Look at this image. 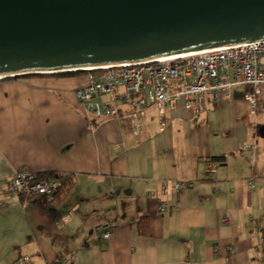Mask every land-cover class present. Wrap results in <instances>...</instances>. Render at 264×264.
<instances>
[{
  "label": "crops",
  "instance_id": "crops-1",
  "mask_svg": "<svg viewBox=\"0 0 264 264\" xmlns=\"http://www.w3.org/2000/svg\"><path fill=\"white\" fill-rule=\"evenodd\" d=\"M85 84L0 80V264H264V127L246 103L197 116L179 105L163 131L149 108L135 138L124 115L84 114L74 90ZM19 169L73 179L54 217L49 198L25 205L10 191Z\"/></svg>",
  "mask_w": 264,
  "mask_h": 264
},
{
  "label": "water",
  "instance_id": "water-1",
  "mask_svg": "<svg viewBox=\"0 0 264 264\" xmlns=\"http://www.w3.org/2000/svg\"><path fill=\"white\" fill-rule=\"evenodd\" d=\"M264 41V0H0V80Z\"/></svg>",
  "mask_w": 264,
  "mask_h": 264
},
{
  "label": "built area",
  "instance_id": "built-area-1",
  "mask_svg": "<svg viewBox=\"0 0 264 264\" xmlns=\"http://www.w3.org/2000/svg\"><path fill=\"white\" fill-rule=\"evenodd\" d=\"M184 55L86 71V84L75 89L74 95L85 115L97 119L126 116L135 138L147 125L149 108L160 115L162 131L166 127V112L179 105L197 116L209 108H223L234 96L246 103L249 115L264 116V41ZM248 186L252 188L254 181H249ZM8 187L21 197L23 204L29 205L39 197L49 198L59 183L37 180L36 174L19 169L10 177ZM185 188L186 184L181 182L175 189ZM165 210V206L159 208V212ZM109 238V233L103 235V239ZM28 263L26 256L16 262ZM57 264L75 262L62 260Z\"/></svg>",
  "mask_w": 264,
  "mask_h": 264
},
{
  "label": "trees",
  "instance_id": "trees-1",
  "mask_svg": "<svg viewBox=\"0 0 264 264\" xmlns=\"http://www.w3.org/2000/svg\"><path fill=\"white\" fill-rule=\"evenodd\" d=\"M81 73H69V74H60V75H51V76H57V77H70L79 75ZM83 74V73H82ZM40 77H49V76H43L38 75ZM25 77V76H24ZM37 180H43V181H49V180H55L59 183V187L54 192L48 200V204L51 205L50 212L52 214V217H54L55 207H57L60 203L64 201L66 196L71 192L72 188L74 187L75 183L73 182V179L66 175L56 174V173H43V174H37L36 175ZM139 234L141 236H147L148 235V229L146 222L143 220L139 221L138 227H137Z\"/></svg>",
  "mask_w": 264,
  "mask_h": 264
},
{
  "label": "rangeland",
  "instance_id": "rangeland-1",
  "mask_svg": "<svg viewBox=\"0 0 264 264\" xmlns=\"http://www.w3.org/2000/svg\"><path fill=\"white\" fill-rule=\"evenodd\" d=\"M83 74L75 75V76H82ZM257 119L259 121V125L261 127H264V116L263 115H257Z\"/></svg>",
  "mask_w": 264,
  "mask_h": 264
},
{
  "label": "bare ground",
  "instance_id": "bare-ground-1",
  "mask_svg": "<svg viewBox=\"0 0 264 264\" xmlns=\"http://www.w3.org/2000/svg\"><path fill=\"white\" fill-rule=\"evenodd\" d=\"M183 56H185V55H183Z\"/></svg>",
  "mask_w": 264,
  "mask_h": 264
}]
</instances>
